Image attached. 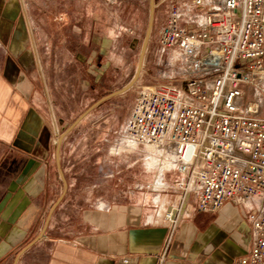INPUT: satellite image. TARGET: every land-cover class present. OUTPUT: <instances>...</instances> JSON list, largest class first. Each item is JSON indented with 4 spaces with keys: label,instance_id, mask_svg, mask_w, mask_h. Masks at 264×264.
Segmentation results:
<instances>
[{
    "label": "crops",
    "instance_id": "0c3cea01",
    "mask_svg": "<svg viewBox=\"0 0 264 264\" xmlns=\"http://www.w3.org/2000/svg\"><path fill=\"white\" fill-rule=\"evenodd\" d=\"M94 15L76 14L74 32L95 35ZM33 22L28 0H0V264H239L247 258L253 240L247 208L229 201L214 213L198 211L192 194L182 201L175 171L118 179L123 189L115 200L95 194L94 186L85 200L71 199L66 130L56 135L53 120L52 34L48 29L39 42ZM65 25L55 34L63 51ZM159 179L166 190L158 191ZM169 211L175 227L165 220Z\"/></svg>",
    "mask_w": 264,
    "mask_h": 264
},
{
    "label": "built area",
    "instance_id": "2783aa9c",
    "mask_svg": "<svg viewBox=\"0 0 264 264\" xmlns=\"http://www.w3.org/2000/svg\"><path fill=\"white\" fill-rule=\"evenodd\" d=\"M155 1L166 12L162 83L137 91L121 137L144 163L170 157L163 171L181 176L182 201L192 194L198 211L229 201L247 208L252 248L239 264H264V0ZM174 212L165 214L173 227Z\"/></svg>",
    "mask_w": 264,
    "mask_h": 264
},
{
    "label": "rangeland",
    "instance_id": "374dc122",
    "mask_svg": "<svg viewBox=\"0 0 264 264\" xmlns=\"http://www.w3.org/2000/svg\"><path fill=\"white\" fill-rule=\"evenodd\" d=\"M28 2L36 39L42 42L48 29L52 34V65L57 67L51 69L55 87L52 85V97L57 108L53 120L59 135L97 100L122 89L133 79L148 25L149 0H99L93 5H79L76 0ZM91 11L98 20L97 32L93 36L86 30L82 35L76 34L75 15L85 16ZM165 18V6L155 7L147 50L135 84L94 108L64 134V168L72 200H85L92 186L95 194L115 200L117 191L123 189L117 180L125 178L130 182L146 169L141 150L128 152L121 135L137 91L162 83L157 78V39ZM64 24L66 51L59 47L55 37ZM89 27L90 23L86 25ZM59 64L65 67L58 68ZM124 147L125 152L120 150Z\"/></svg>",
    "mask_w": 264,
    "mask_h": 264
},
{
    "label": "water",
    "instance_id": "95a60500",
    "mask_svg": "<svg viewBox=\"0 0 264 264\" xmlns=\"http://www.w3.org/2000/svg\"><path fill=\"white\" fill-rule=\"evenodd\" d=\"M154 8H155L154 0H149V18H148V25H147V28H146V31H145V34H144V38H143V42H142V45H141V49H140L137 72H136L135 76L133 77V79L125 87H123L122 89H120L118 91H115V92H112L109 95H107V96L101 98L100 100H98L96 103H94L83 114H81L78 118H76L71 125L68 126V128L66 129V131H65L64 134L70 132L75 126H77L78 123H80V121L90 111H92L97 105H99L100 103H102L103 101H105L108 98H111L113 96H116V95H119V94H122V93L128 91L135 84V82L137 81L138 76L140 74V70L142 68L143 61H144V57H145V53H146V50H147L149 36H150L151 30H152V25H153V21H154ZM59 142H60V139L58 141V144H59ZM57 161H58V153H57Z\"/></svg>",
    "mask_w": 264,
    "mask_h": 264
},
{
    "label": "bare ground",
    "instance_id": "6f19581e",
    "mask_svg": "<svg viewBox=\"0 0 264 264\" xmlns=\"http://www.w3.org/2000/svg\"><path fill=\"white\" fill-rule=\"evenodd\" d=\"M125 147L128 148L127 145H125ZM122 148L120 149L121 151H127V148ZM149 149V148H148ZM119 150V151H120ZM130 151V148L129 150ZM147 160L145 161V167L148 169V170H156V171H159V172H163L164 169L168 168L172 162H171V158L168 157V159H165L164 161H159L156 157H153V156H150V159H148V156L146 157ZM158 172V173H159ZM159 184V183H158Z\"/></svg>",
    "mask_w": 264,
    "mask_h": 264
}]
</instances>
